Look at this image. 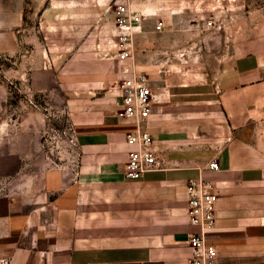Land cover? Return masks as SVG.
<instances>
[{"label": "crops", "instance_id": "obj_1", "mask_svg": "<svg viewBox=\"0 0 264 264\" xmlns=\"http://www.w3.org/2000/svg\"><path fill=\"white\" fill-rule=\"evenodd\" d=\"M167 2L138 6L169 16ZM86 3L0 0V57L14 59L13 75L0 77V253L11 264H188L189 238L202 229L189 218L187 183L201 177L219 196L215 226L204 231L217 264H264V53L206 61L215 69L183 75L177 68L198 65L183 54L206 48L187 47L185 33L167 31L165 22L158 31L159 20L157 56H174L137 55V40L148 34L140 29L134 66L153 93L143 128L160 166L132 180L125 175L133 149L126 136L138 126L122 115L116 50L77 47L55 73L37 39L55 19H84ZM173 8L174 16L184 11ZM12 79L35 92L57 88L73 155L43 151L39 112L7 106ZM213 161L217 172L208 169Z\"/></svg>", "mask_w": 264, "mask_h": 264}, {"label": "rangeland", "instance_id": "obj_2", "mask_svg": "<svg viewBox=\"0 0 264 264\" xmlns=\"http://www.w3.org/2000/svg\"><path fill=\"white\" fill-rule=\"evenodd\" d=\"M141 1L144 0H87L84 19H71L67 23L58 18L46 33H38V42L49 49L50 58L55 62V73L77 47L115 50L117 4L131 3L140 10L138 5ZM174 6L184 9L181 15L174 16ZM165 7L171 10L169 16L145 13L149 17L142 25V32L148 34L137 40V55L149 52L157 59L174 56L173 51L165 52L161 58L157 56L163 35L154 32L153 26L159 20L166 23L167 31L180 29L185 33L183 39L187 47L201 43L206 48L187 52L186 57L183 54L182 58L198 64L177 68L183 75L192 72L197 76L215 69L204 65L206 61L264 53V0H170ZM13 61L10 57H0V77L13 75ZM201 62L203 65H199ZM7 91V106L11 109H20L24 113L28 107H33L39 112L38 124L42 128V149L45 153L53 156L74 154L68 114L56 87L35 92L27 81L12 79L7 83ZM261 134L264 138V131Z\"/></svg>", "mask_w": 264, "mask_h": 264}, {"label": "built area", "instance_id": "obj_3", "mask_svg": "<svg viewBox=\"0 0 264 264\" xmlns=\"http://www.w3.org/2000/svg\"><path fill=\"white\" fill-rule=\"evenodd\" d=\"M116 14V52L121 64L124 79L120 84L122 98V115L128 120H135L137 130L126 136V143L133 147L128 154L125 175L132 180L141 179L146 173L159 169V162L154 150L152 134L143 128L152 110L153 93L147 75L137 73L134 66L135 34L142 29L148 19L131 3H118ZM156 29H165L163 21L158 22ZM208 169L217 172L220 166L213 161ZM187 202L191 224L199 226L202 233L191 235L189 246L192 257L188 264H217L216 246L206 242L204 231L215 226V211L218 194L213 182L203 178L190 180L187 183ZM0 264H11L8 257L0 253Z\"/></svg>", "mask_w": 264, "mask_h": 264}, {"label": "bare ground", "instance_id": "obj_4", "mask_svg": "<svg viewBox=\"0 0 264 264\" xmlns=\"http://www.w3.org/2000/svg\"><path fill=\"white\" fill-rule=\"evenodd\" d=\"M144 14V13H143ZM170 15V14H169ZM174 26V25H173Z\"/></svg>", "mask_w": 264, "mask_h": 264}]
</instances>
